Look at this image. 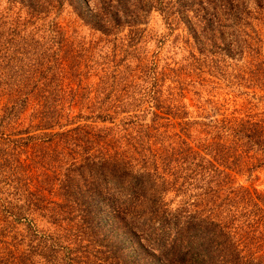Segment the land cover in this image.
Returning a JSON list of instances; mask_svg holds the SVG:
<instances>
[{"label": "trees", "instance_id": "obj_1", "mask_svg": "<svg viewBox=\"0 0 264 264\" xmlns=\"http://www.w3.org/2000/svg\"><path fill=\"white\" fill-rule=\"evenodd\" d=\"M27 1L41 10L40 0ZM69 1L84 22L109 31L138 24L145 0ZM223 1L232 19L249 8ZM146 3L176 14L193 37L211 30L206 13L190 22L185 0ZM251 78L264 80L262 64ZM117 96L119 104L66 122L45 108L37 122L9 134L0 119V180L21 200L10 211L18 220L42 216L48 231L38 236L26 225L31 247H0V264H32L33 253L60 264H133L132 254L139 264H264V189L235 183L233 174L264 166V114H224L193 146L183 136L190 121H175L186 111H170L158 91L157 103L140 112Z\"/></svg>", "mask_w": 264, "mask_h": 264}, {"label": "rangeland", "instance_id": "obj_2", "mask_svg": "<svg viewBox=\"0 0 264 264\" xmlns=\"http://www.w3.org/2000/svg\"><path fill=\"white\" fill-rule=\"evenodd\" d=\"M41 1L38 12L27 0H0V119L6 134L37 122L45 108H56L60 122H66L91 114L98 105L119 104L117 95L129 98L130 112H140L157 103V91L170 111H186L175 121H190L183 136L193 146L209 137L208 122L224 114H264V80L252 83L251 78L256 65L264 68V0L257 6L254 0H231L249 7L235 11V19L226 15L223 0H185L182 6L190 22L198 24L205 13L210 17L211 30L198 38L176 14L165 17L149 8L147 0L144 10L137 8L142 12L138 24L109 31L84 22L69 0ZM216 10L217 18L209 15ZM233 174L235 183L264 189V166ZM6 184L0 180V228L6 227L0 247L28 251L26 225L34 234L47 236V224L33 214L18 220L9 204L21 200ZM131 257L139 264L137 254ZM30 261L60 264L57 258L45 261L36 253Z\"/></svg>", "mask_w": 264, "mask_h": 264}]
</instances>
